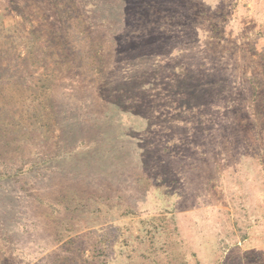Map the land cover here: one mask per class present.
Returning a JSON list of instances; mask_svg holds the SVG:
<instances>
[{"label": "rangeland", "instance_id": "rangeland-1", "mask_svg": "<svg viewBox=\"0 0 264 264\" xmlns=\"http://www.w3.org/2000/svg\"><path fill=\"white\" fill-rule=\"evenodd\" d=\"M0 264H264V0H0Z\"/></svg>", "mask_w": 264, "mask_h": 264}]
</instances>
